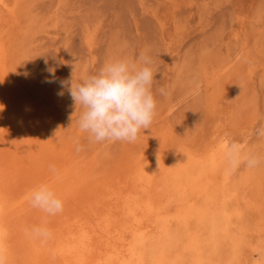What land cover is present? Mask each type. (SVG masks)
Returning a JSON list of instances; mask_svg holds the SVG:
<instances>
[{
	"label": "rangeland",
	"instance_id": "1",
	"mask_svg": "<svg viewBox=\"0 0 264 264\" xmlns=\"http://www.w3.org/2000/svg\"><path fill=\"white\" fill-rule=\"evenodd\" d=\"M0 40L7 43L14 75L0 87V102L30 100L83 149L92 141L78 129L81 109L75 110L70 85L60 81L73 73V81L82 82L107 62L135 61L145 52L154 73V120L134 143H96L104 170L128 184L135 198L144 195L145 178L173 175L186 181L194 197L190 204L199 209L193 220L201 237L218 238L219 255L237 252L240 259L223 234L214 235L209 217L219 208L223 218L214 217L227 228L226 236L243 228L255 240L248 228L264 215L262 163L229 170L225 156L232 143L241 146L242 158L264 156V137L258 135L264 128V0H0ZM3 112L0 105V118ZM166 132L171 134L162 146ZM222 139L227 176L216 177L220 190L211 193L204 191L200 172ZM31 222L21 223L23 232ZM22 257L20 244L10 264H23Z\"/></svg>",
	"mask_w": 264,
	"mask_h": 264
},
{
	"label": "bare ground",
	"instance_id": "2",
	"mask_svg": "<svg viewBox=\"0 0 264 264\" xmlns=\"http://www.w3.org/2000/svg\"><path fill=\"white\" fill-rule=\"evenodd\" d=\"M9 58L7 43L0 40V87L14 77ZM15 92L23 95L20 87ZM5 99L9 103L0 102V255L5 264L20 244L23 264H264V215L249 226L257 236L249 240L243 228L226 236L227 228L215 219L223 218V210L215 208L209 217L213 233L223 234L240 259L237 252L219 255L218 238L201 237L194 224L199 209L190 204L194 197L186 181L173 175L148 177L140 189L144 195L135 198L128 184L104 170L102 146L91 142L77 151L78 143L62 125L33 109L30 100ZM226 142L222 139L209 150V166L200 172L206 177L204 191L216 193L222 180H214L227 176L221 164ZM260 167L264 183V162ZM41 183L49 184L63 201L62 212L49 216L30 205L28 193ZM24 215L26 222H33L23 232ZM32 226L47 228L51 236H35Z\"/></svg>",
	"mask_w": 264,
	"mask_h": 264
},
{
	"label": "clouds",
	"instance_id": "3",
	"mask_svg": "<svg viewBox=\"0 0 264 264\" xmlns=\"http://www.w3.org/2000/svg\"><path fill=\"white\" fill-rule=\"evenodd\" d=\"M151 59L141 52L135 61L116 59L105 63L99 71L82 82L62 80V87H69V94L74 101L75 110L81 112L76 121L81 133H87L95 143H116L137 141L141 131L150 129L154 120L157 101L152 91L154 73L148 65ZM55 75V69H48ZM74 72V68H73ZM52 82V81H49ZM161 95L163 89H159ZM63 91L58 95L63 96ZM72 118V117H71ZM264 137V128L258 130ZM81 148L78 146L77 151ZM229 170H235L244 163L248 168H255L264 162V156L252 155L241 157V146L232 143L225 153ZM50 171L56 173L54 166ZM29 203L49 216L63 211V201L47 183H41L28 193ZM35 236L47 239L51 236L47 228L32 229ZM0 264H5V257L0 255Z\"/></svg>",
	"mask_w": 264,
	"mask_h": 264
}]
</instances>
